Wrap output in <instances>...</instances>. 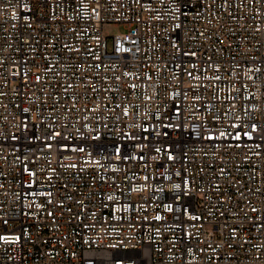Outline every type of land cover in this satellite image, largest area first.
Listing matches in <instances>:
<instances>
[{"label":"built area","instance_id":"1","mask_svg":"<svg viewBox=\"0 0 264 264\" xmlns=\"http://www.w3.org/2000/svg\"><path fill=\"white\" fill-rule=\"evenodd\" d=\"M0 264H264V0H0Z\"/></svg>","mask_w":264,"mask_h":264},{"label":"rangeland","instance_id":"2","mask_svg":"<svg viewBox=\"0 0 264 264\" xmlns=\"http://www.w3.org/2000/svg\"><path fill=\"white\" fill-rule=\"evenodd\" d=\"M103 29L109 33H113V32H116L117 30H120L121 29V26L120 25H115L113 23H104L102 25Z\"/></svg>","mask_w":264,"mask_h":264}]
</instances>
